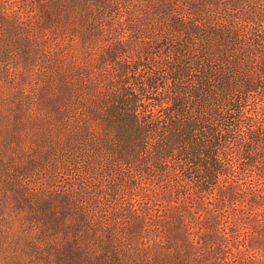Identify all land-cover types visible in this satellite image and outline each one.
I'll return each instance as SVG.
<instances>
[{
  "label": "trees",
  "instance_id": "trees-1",
  "mask_svg": "<svg viewBox=\"0 0 264 264\" xmlns=\"http://www.w3.org/2000/svg\"><path fill=\"white\" fill-rule=\"evenodd\" d=\"M0 264H264V0H0Z\"/></svg>",
  "mask_w": 264,
  "mask_h": 264
}]
</instances>
